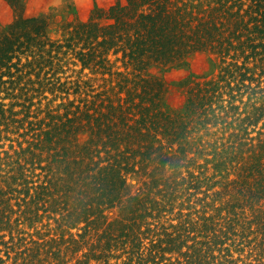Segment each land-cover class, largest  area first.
Instances as JSON below:
<instances>
[{
    "label": "trees",
    "instance_id": "trees-1",
    "mask_svg": "<svg viewBox=\"0 0 264 264\" xmlns=\"http://www.w3.org/2000/svg\"><path fill=\"white\" fill-rule=\"evenodd\" d=\"M10 3L17 17L0 30V88L17 85L0 101V138H32L16 156L0 150V232L13 239L22 224L54 219L61 239L45 243L54 264L88 245L80 263L126 253L135 264H264V0H117L75 25L62 56L42 50L26 64L47 17ZM70 54L105 82L77 81L85 97L44 110L47 91L74 87L57 78ZM190 152L212 176L189 168ZM130 176L140 177L135 192ZM201 192L203 208L184 212ZM176 207L179 222L166 225ZM44 248L27 246L22 264Z\"/></svg>",
    "mask_w": 264,
    "mask_h": 264
},
{
    "label": "rangeland",
    "instance_id": "rangeland-1",
    "mask_svg": "<svg viewBox=\"0 0 264 264\" xmlns=\"http://www.w3.org/2000/svg\"><path fill=\"white\" fill-rule=\"evenodd\" d=\"M117 0H21V2L24 4V15L25 16H40L45 15L47 17L48 26L47 30L44 36L38 37L36 41H33L30 47L27 49V51L22 54V64L28 63L30 60L34 58H39L40 54L39 52L44 50L43 53H48L52 49V54L54 55H63V50L66 49L60 48V52L58 51L57 46L61 44H65L67 42V38L71 36V31L74 29L75 25L82 21H87L93 10L96 8V6L102 7V8H108L111 4L116 2ZM17 17V11L10 3V0H0V30H3L6 28L10 23H12ZM41 43H46L44 47H41ZM52 44H55L54 46ZM46 56H48L46 54ZM64 60H62L63 64L66 62V65H64V68H66L65 72H59L57 74V78L61 79V82H64L66 80H70L71 82H67V87H72V85L77 81H85L89 79L91 83L94 85L97 90H100L102 87L101 85L104 84L105 80L102 78L101 75L93 74L92 71L89 69L81 70V65L75 64L74 62L77 61L74 56L71 54L69 56H63ZM17 59H14L16 61ZM59 61V59L55 58L54 62ZM121 62L119 61L117 63L118 66H121ZM48 68V67H47ZM123 69V67H120ZM192 70H195L197 72L203 71V66H201L200 63H196L195 66L191 68ZM31 70L30 67L25 66L23 72H27ZM218 73L217 70H214V75L216 76ZM35 77V73L27 75L25 78ZM6 79H9L8 76H5ZM92 78V79H90ZM74 84L73 88H70V94H67L66 92L58 90L56 93H51L50 91L46 92L47 97L41 98L42 99V109H47V104H50L52 107H56L61 102L68 101L69 99H79L80 97H85V93H74L76 85ZM17 85L16 83L11 84V82H8L1 86L0 88V101L10 103L12 101V98L8 95V92H11L13 90V87ZM89 89V88H88ZM90 91V90H89ZM89 99H91V96H88ZM37 100V99H36ZM46 107V108H45ZM20 108V107H17ZM45 115V111L41 112L40 118H42ZM263 124V120L260 122V126ZM2 128L4 126H1ZM215 130V127L214 129ZM21 131H24L22 129ZM38 131V130H37ZM36 131V132H37ZM204 134V132L202 131ZM3 137L0 138V150L2 151V156L6 155V152L4 150L9 151L8 157L16 156V149H18V142L22 141L23 145L26 146L28 142L26 141L29 138H32V134L26 135L27 137H21L19 133H13L11 131H8L5 135V132L2 133ZM253 135H257V131L252 133ZM218 134L217 136H219ZM7 136V137H6ZM216 136H204L203 142L206 140H213ZM194 154L192 152L189 153V161L190 169L196 173L199 174L200 170H204V172L207 175L212 176L214 173V168L210 164L207 167H197L190 161L191 157H193ZM197 164L201 163L204 164L205 159L199 157L198 161H196ZM5 168L7 165H4ZM209 168V169H208ZM182 170L185 174H187V167H182ZM41 170L37 169L36 172L39 173ZM36 172H29L30 178H33L34 180L38 179V175H36ZM219 178V176L217 177ZM215 180V179H214ZM129 183L132 185V190L135 192L136 189L141 185L140 177H134L130 176ZM220 186L215 187L214 189L210 190V197L209 200H212L213 192L217 189H219ZM207 189V185H204L201 190L205 191ZM205 196L204 192L197 193L192 197V200L190 201V208L184 209V212H189L190 209L194 210L197 208H203L204 202L199 200V198ZM183 200V199H182ZM15 200H13L14 202ZM178 205V204H177ZM189 203H186V206H188ZM191 205H193L191 207ZM16 207V206H15ZM179 210L178 207H176L175 212L172 214H169L170 218L168 221H165L166 225H169L170 223H178L179 219H174L177 216V211ZM50 222V226L53 228L51 230V233L49 235H44L45 232L49 231L48 226H45V223ZM58 224L54 219L48 220L47 218H44L42 222H38L36 226L30 227L28 224H22V228L25 230V233L20 232H14V238L11 239V234L8 231H1V234L6 233V235L3 237L4 240H7L6 244L1 243L0 244V258L3 260L0 261V264H22L24 261L23 256L27 253L24 252L27 246H32L35 249H37V246L43 245L44 253L39 256V259L35 262V264H54L56 263L55 256L52 255L50 252H47L49 249V246H45V243L47 240L51 238H57L58 240L61 239L60 237V229H57ZM40 230L41 233H38L37 231ZM73 232L79 233V230L77 228L73 229ZM44 236V237H42ZM68 236V234L66 235ZM25 237L24 239H22ZM38 241L36 244L35 242ZM1 242V239H0ZM56 243V242H53ZM50 244V243H49ZM43 249V248H42ZM89 250V245L85 247L78 255H72L69 254L65 257V263L62 264H85L80 263L79 259L82 258V261L85 260V257L81 256L84 252ZM251 249H246L245 253L250 252ZM121 251L115 253L116 255H119ZM65 253V251L63 252ZM41 254V253H40ZM238 255V253H236ZM255 255V253H254ZM121 256V255H120ZM254 257V256H253ZM134 261V260H133ZM129 262L128 254L123 253L121 257H111L110 258V264H127L128 262L130 264H135V262ZM27 264V262H25ZM60 264V263H58ZM89 264H105L104 260L97 261L96 258H91L89 261Z\"/></svg>",
    "mask_w": 264,
    "mask_h": 264
}]
</instances>
